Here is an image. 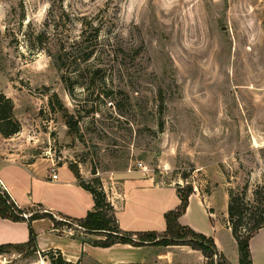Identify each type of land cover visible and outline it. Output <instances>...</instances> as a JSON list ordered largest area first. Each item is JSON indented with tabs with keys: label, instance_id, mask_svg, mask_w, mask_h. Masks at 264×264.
<instances>
[{
	"label": "rangeland",
	"instance_id": "rangeland-1",
	"mask_svg": "<svg viewBox=\"0 0 264 264\" xmlns=\"http://www.w3.org/2000/svg\"><path fill=\"white\" fill-rule=\"evenodd\" d=\"M0 89L22 123L0 140L4 157L84 163L111 203L106 173L144 170L157 184L201 194L220 220L231 192L246 190L253 209H264L255 201L264 192V0H0ZM15 171L23 189L26 172ZM176 200L169 186L129 190L119 216L128 223L144 209L157 228L161 209ZM58 217V226L93 238ZM216 236L238 253L230 232ZM2 253L8 264L50 263L30 246Z\"/></svg>",
	"mask_w": 264,
	"mask_h": 264
},
{
	"label": "crops",
	"instance_id": "crops-1",
	"mask_svg": "<svg viewBox=\"0 0 264 264\" xmlns=\"http://www.w3.org/2000/svg\"><path fill=\"white\" fill-rule=\"evenodd\" d=\"M0 140H10V138H0ZM4 154V145L0 142V162L13 164V168L9 171L3 168L0 170V180L16 204L28 211L25 213L27 214L26 218L31 215L33 210L41 213L49 212L55 220L59 218L58 216L76 219L85 217L89 211L94 209L93 194L80 184L75 170L71 167H76L81 177L85 181H89L93 176L84 163L59 162L52 156L17 161L4 157ZM55 162L57 163L58 176L56 179H52L51 168ZM15 167L26 172L27 178L23 189L16 184L18 175ZM100 174L102 173L99 172ZM106 174L109 178L105 180L106 183L109 184L112 192L116 193L115 197H112V204L120 228L135 234L154 232L157 235H163L167 231L164 214L180 204L177 187L172 184H157L150 174L147 173L148 175H146L144 170L114 171ZM153 186L174 188L177 199L176 202L161 209V215L164 219H161L159 226L153 228V223L148 216V213L151 212H145L144 209L141 213L138 209L131 222L123 221L119 213L125 207L128 191L144 190ZM195 200L196 205H193ZM33 207H38L41 210H34ZM193 208H195L194 213ZM213 209L214 206L206 202L201 194L194 192L190 196L186 211L179 217V222L212 237L219 252L225 255L229 264H240L239 249L237 254L234 253L231 256L216 236L218 229H223L232 234L225 221L227 213H225L224 219L220 220ZM27 220L14 221L0 216V245L27 243L30 240V225ZM55 220L50 217H42L33 220L31 223L36 234L37 253L40 255L50 249H59L68 260L77 261L81 259L83 264L96 262L103 264H205L206 262L203 252L188 244L164 246L147 242L144 245L116 243L109 247L97 246L92 244L89 238L76 235L72 228L55 225ZM90 236L93 235L90 234ZM231 240L238 248V243L233 234ZM250 251L253 264H264V227L251 237ZM42 260L45 264L51 263H48L43 257Z\"/></svg>",
	"mask_w": 264,
	"mask_h": 264
},
{
	"label": "trees",
	"instance_id": "trees-1",
	"mask_svg": "<svg viewBox=\"0 0 264 264\" xmlns=\"http://www.w3.org/2000/svg\"><path fill=\"white\" fill-rule=\"evenodd\" d=\"M99 35L100 27L93 26L94 38H98ZM83 54L84 57L82 60L86 63L92 58L94 48L84 51ZM58 60L59 62L61 61V64L58 65L59 69H64L66 64H64L63 58L58 57ZM68 68L69 67H66L61 78L63 82L66 83L67 91L73 96L76 87L73 82H69L71 77L68 75L66 76V70H68ZM84 70L85 69H79V74H83ZM100 71L101 69L99 68L92 70V72H90L91 76L95 77ZM76 82L78 81L76 80ZM84 84L85 83H82V86H84ZM15 109L16 105L14 100L0 89V136L3 138H11L22 130V123L15 115ZM65 118L69 131L74 133L78 132L79 122L73 120V115L65 114ZM161 126H163V122H161ZM71 167L75 170L80 184L85 189L89 190L94 197V209L89 211L85 217L74 219L85 232L96 236L90 239L92 244L101 247H109L116 243L144 245L149 242L164 246L170 244H188L203 252L206 258L205 264H229L225 255L219 252L212 237L197 232L190 226L182 225L179 222V217L186 211L189 205V199L193 193L192 189L185 194L178 190L180 204L175 209L165 213L167 231L163 235H157L154 232L135 234L123 231L120 228L114 206L108 199L107 192L101 179L94 176L91 180L85 181L81 177L79 170L74 166ZM93 173L96 174L95 171ZM246 192L247 191L244 190L242 193H230L228 212L225 221L238 243L240 264H253L250 251V239L257 231L264 227V209H261L260 205L253 209L254 203L247 199ZM255 195V201L257 203L261 204L264 202V192L257 190ZM25 213L28 212L20 208L9 193L0 191V216L14 221L28 219L27 221L30 225V240L27 243L0 245V253L9 251V249L14 246H30L34 252H38L36 234L31 227V223L33 220L42 217H50L54 220L55 218L49 212L41 213L40 211H32L28 218L24 216ZM55 225H58L56 220ZM42 255L48 258L52 264H83L81 259L77 261L68 260L59 249H50L42 252ZM215 255L218 256L217 261L214 259ZM94 264L103 263L96 262Z\"/></svg>",
	"mask_w": 264,
	"mask_h": 264
},
{
	"label": "built area",
	"instance_id": "built-area-1",
	"mask_svg": "<svg viewBox=\"0 0 264 264\" xmlns=\"http://www.w3.org/2000/svg\"><path fill=\"white\" fill-rule=\"evenodd\" d=\"M141 165V163H139ZM51 171H52V175H51V178L52 179H56L58 174H57V163L55 162L51 168ZM0 184L1 186L7 191V189L5 188L4 184L2 183V181L0 180ZM25 217H27V214H24ZM0 264H8L9 260H8V255L7 253H2L0 254ZM214 259L217 261L218 260V256L215 255L214 256Z\"/></svg>",
	"mask_w": 264,
	"mask_h": 264
}]
</instances>
